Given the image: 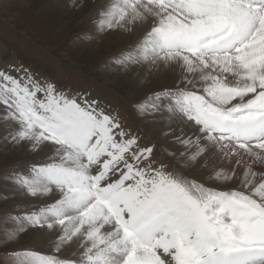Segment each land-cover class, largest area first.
Listing matches in <instances>:
<instances>
[{
  "label": "snow or ice",
  "instance_id": "obj_1",
  "mask_svg": "<svg viewBox=\"0 0 264 264\" xmlns=\"http://www.w3.org/2000/svg\"><path fill=\"white\" fill-rule=\"evenodd\" d=\"M89 18L81 42L135 37L104 66L172 73L134 105L153 143L91 93L0 66V148L43 157L3 173L0 200L35 208L0 216V264H264V0H97ZM32 230L47 254L14 247Z\"/></svg>",
  "mask_w": 264,
  "mask_h": 264
},
{
  "label": "rangeland",
  "instance_id": "obj_2",
  "mask_svg": "<svg viewBox=\"0 0 264 264\" xmlns=\"http://www.w3.org/2000/svg\"><path fill=\"white\" fill-rule=\"evenodd\" d=\"M96 3L97 0H85L83 7L74 9L69 0H0V66L9 61L23 63L63 89L107 99L111 111L118 113L145 145L151 144L156 122L140 116L134 105L149 94L170 87L174 83L173 75L169 71L157 73L144 68L118 71L111 63L104 66L110 57L132 44L135 37L113 31L97 36L94 42L77 40L78 35L92 29L89 16ZM171 143L176 148L182 147L174 141ZM167 147L161 144L162 149ZM42 158L26 147L7 151L0 148V191L4 189V172L23 171ZM31 199L24 197L22 202L21 198L10 196L0 200V216L10 211L34 210ZM37 231L22 234L14 247L47 254L49 250L34 243Z\"/></svg>",
  "mask_w": 264,
  "mask_h": 264
},
{
  "label": "bare ground",
  "instance_id": "obj_3",
  "mask_svg": "<svg viewBox=\"0 0 264 264\" xmlns=\"http://www.w3.org/2000/svg\"><path fill=\"white\" fill-rule=\"evenodd\" d=\"M103 34L98 35L99 37H101ZM1 49V48H0ZM102 102H106L109 105V101L107 99L101 100ZM151 123V122H150ZM155 128H157V124L153 125ZM43 159V158H42ZM35 240L34 243L38 246V247H44L45 249L49 250V245H47V243L38 235V231L35 235Z\"/></svg>",
  "mask_w": 264,
  "mask_h": 264
}]
</instances>
